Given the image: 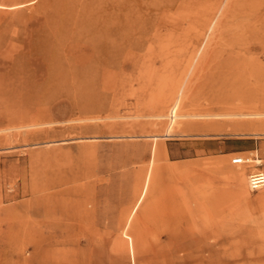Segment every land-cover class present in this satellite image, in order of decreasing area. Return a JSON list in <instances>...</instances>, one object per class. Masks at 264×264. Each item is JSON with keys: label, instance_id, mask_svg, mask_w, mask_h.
<instances>
[{"label": "rangeland", "instance_id": "374dc122", "mask_svg": "<svg viewBox=\"0 0 264 264\" xmlns=\"http://www.w3.org/2000/svg\"><path fill=\"white\" fill-rule=\"evenodd\" d=\"M262 4L0 0V264H264Z\"/></svg>", "mask_w": 264, "mask_h": 264}, {"label": "bare ground", "instance_id": "6f19581e", "mask_svg": "<svg viewBox=\"0 0 264 264\" xmlns=\"http://www.w3.org/2000/svg\"><path fill=\"white\" fill-rule=\"evenodd\" d=\"M261 5V4H260ZM262 5H264V4H262ZM22 6V5H21ZM259 6V5H258ZM260 7V6H259ZM258 7V8H259ZM251 13L253 14V12L251 11ZM261 14H256V15H254L253 17H252V19H256V20H260L261 18L262 19H264V15H262V16H260ZM258 23V22H257ZM256 23V24H257ZM256 26V25H255ZM262 28H264V27H262ZM179 98V97H178ZM176 100V99H175ZM179 103H180V100L179 99H177L176 101H174V103H173V105H172V107L170 108V110H169V113H170V123H169V126L167 127V132H169L170 131V129L172 128V125H173V123L175 122V120H176V118H178L179 116H178V114H177V111H178V109H179ZM195 115V114H194ZM197 116V115H196ZM195 116V117H196ZM205 116H208V117H216V118H221V117H258V116H264V113H246V114H244V113H240V114H215V115H198V117H205ZM187 117H194L193 115H187ZM175 125V124H174ZM35 126V125H34ZM24 139V138H23ZM262 165V164H264V163H262L261 161H259V162H257L256 164H254V165H252V166H256V165ZM239 166H243V165H239ZM236 173V172H235ZM237 173H239V172H237ZM251 173H254V171L252 172V171H250L249 172V174H251ZM241 174V173H240ZM249 174H248V176H249ZM236 175V174H235ZM248 186H249V184H248ZM262 187H264V186H262ZM262 187H260V188H262ZM259 188V189H260Z\"/></svg>", "mask_w": 264, "mask_h": 264}, {"label": "built area", "instance_id": "2783aa9c", "mask_svg": "<svg viewBox=\"0 0 264 264\" xmlns=\"http://www.w3.org/2000/svg\"><path fill=\"white\" fill-rule=\"evenodd\" d=\"M257 157L250 156H241L236 155L231 159V164L235 166L239 165H248L255 161ZM261 165H256V167H260ZM248 184L249 188L252 191L258 190L260 187L264 186V171L261 169H257L254 173L249 174L248 176Z\"/></svg>", "mask_w": 264, "mask_h": 264}, {"label": "crops", "instance_id": "0c3cea01", "mask_svg": "<svg viewBox=\"0 0 264 264\" xmlns=\"http://www.w3.org/2000/svg\"><path fill=\"white\" fill-rule=\"evenodd\" d=\"M240 154H242V153H240ZM243 156V155H242ZM248 177V176H247Z\"/></svg>", "mask_w": 264, "mask_h": 264}]
</instances>
